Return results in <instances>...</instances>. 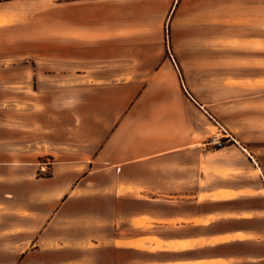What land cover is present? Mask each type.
I'll return each mask as SVG.
<instances>
[{"label": "crops", "instance_id": "crops-1", "mask_svg": "<svg viewBox=\"0 0 264 264\" xmlns=\"http://www.w3.org/2000/svg\"><path fill=\"white\" fill-rule=\"evenodd\" d=\"M212 17L210 0L0 2V264H264L262 168L206 145L205 105L153 50ZM250 53L242 79L264 80Z\"/></svg>", "mask_w": 264, "mask_h": 264}, {"label": "rangeland", "instance_id": "rangeland-1", "mask_svg": "<svg viewBox=\"0 0 264 264\" xmlns=\"http://www.w3.org/2000/svg\"><path fill=\"white\" fill-rule=\"evenodd\" d=\"M224 1L226 10L219 11ZM210 13L213 17L204 38L196 28L172 30L168 25L165 43L156 44L153 50L165 55L163 61L170 59V71L175 76L174 69L177 71L189 91L184 90L186 94L205 105L210 134L217 133L219 123L236 140L227 146L246 149L242 151L249 152L264 172V80L242 79L250 73L242 71L254 68L250 52L264 48V41L250 44L242 39L264 37V0H210ZM129 46L131 50H150L149 44ZM97 48L109 49L100 44Z\"/></svg>", "mask_w": 264, "mask_h": 264}, {"label": "built area", "instance_id": "built-area-1", "mask_svg": "<svg viewBox=\"0 0 264 264\" xmlns=\"http://www.w3.org/2000/svg\"><path fill=\"white\" fill-rule=\"evenodd\" d=\"M216 126L218 131L216 134H213L206 142L207 146L214 148H224L227 146L228 142L236 141L223 126H221L219 123Z\"/></svg>", "mask_w": 264, "mask_h": 264}, {"label": "bare ground", "instance_id": "bare-ground-1", "mask_svg": "<svg viewBox=\"0 0 264 264\" xmlns=\"http://www.w3.org/2000/svg\"><path fill=\"white\" fill-rule=\"evenodd\" d=\"M6 21H7V20H2V19H0V24H4V23H6Z\"/></svg>", "mask_w": 264, "mask_h": 264}, {"label": "trees", "instance_id": "trees-1", "mask_svg": "<svg viewBox=\"0 0 264 264\" xmlns=\"http://www.w3.org/2000/svg\"><path fill=\"white\" fill-rule=\"evenodd\" d=\"M3 1H9V0H0V2H3Z\"/></svg>", "mask_w": 264, "mask_h": 264}]
</instances>
